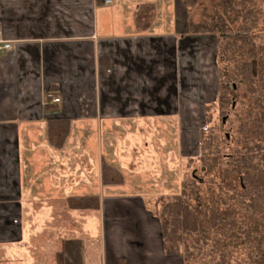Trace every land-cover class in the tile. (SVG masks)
<instances>
[{
	"label": "crops",
	"instance_id": "1",
	"mask_svg": "<svg viewBox=\"0 0 264 264\" xmlns=\"http://www.w3.org/2000/svg\"><path fill=\"white\" fill-rule=\"evenodd\" d=\"M145 8L150 19L138 22ZM186 11L182 0H0V46L10 44L0 49V264H56L57 252L63 264H85L80 236L95 228L100 264L175 257L140 184L128 193L127 177L103 184L101 164L122 170L117 151L135 156L136 138L148 149L153 128L192 107L190 94L207 97L196 84L213 81L217 41L189 33ZM52 116L70 119L61 147L48 141ZM91 194L98 209L68 206Z\"/></svg>",
	"mask_w": 264,
	"mask_h": 264
},
{
	"label": "trees",
	"instance_id": "2",
	"mask_svg": "<svg viewBox=\"0 0 264 264\" xmlns=\"http://www.w3.org/2000/svg\"><path fill=\"white\" fill-rule=\"evenodd\" d=\"M182 2L187 10V31L213 34L219 45V92L217 99L205 106L206 123H211L212 108L224 114L240 101L243 110L229 155L220 153L212 132L203 138L201 131V158L210 164L203 168L205 177L190 179L188 192L183 188L161 203L156 216L162 248L167 256L180 255L184 264L193 260L202 264H264V36L258 32L264 21V0H219L220 10L213 8V13L206 15L209 20L198 22L192 9L201 1ZM149 11L140 10L138 22L150 19ZM69 131V118L47 119V137L54 147L64 144ZM223 157L225 167H221ZM101 173L105 185L124 180L120 168L105 159ZM67 200L72 209L99 208L95 194ZM56 260L63 264L62 252L56 253ZM118 262L123 264V259Z\"/></svg>",
	"mask_w": 264,
	"mask_h": 264
},
{
	"label": "rangeland",
	"instance_id": "3",
	"mask_svg": "<svg viewBox=\"0 0 264 264\" xmlns=\"http://www.w3.org/2000/svg\"><path fill=\"white\" fill-rule=\"evenodd\" d=\"M200 1L201 3L192 9V17L197 22L209 20L206 15L212 14L213 8L219 9L217 5L219 0ZM258 32L264 36V21L260 25ZM211 37L216 38L215 35ZM256 42L258 43L259 40L256 39ZM206 47L204 45L203 48L206 49ZM215 52L213 64L209 62L207 68L208 71L214 73L212 85L211 83L204 84L200 79L197 80L196 84V89L198 90L208 89L207 97L202 100L197 98L195 93L190 94V98H192L190 105L192 107L184 110V117L181 121L162 124L157 130H155L156 127L153 128L152 135L147 138L148 143L150 142L148 149L146 146H141V139L136 138L137 147L135 148V156H132L131 151L125 147L116 152L122 166H124L122 168L123 171L121 170L123 178L125 180V177H127L125 181H129L128 187H121L122 191L125 193L137 192L138 189L130 184H134V182L139 183V191L145 194L146 201L148 202L145 206L155 215L158 214L163 200L180 192L183 188H185L186 192L192 188L189 184L192 177H205L203 168L210 164V162L201 158L202 152L200 146L202 138L200 135L202 130L204 131L203 138L209 132L213 133L212 136L218 142L220 153L223 155H229L235 146L233 135L235 134L237 119L243 110V105L240 101H236L235 106L229 108L224 114L219 111V108H212L211 123H206L205 120V106L214 102L219 92L218 71L222 67V63L219 61V45L217 42ZM222 117L225 119L224 121ZM108 143L111 146V141L107 140L102 148L104 156H107V152L109 151L107 149ZM262 143H264V134ZM94 157V154L93 156L91 154V160L89 161L91 165L95 161ZM225 165L226 157H223L221 159V167H225ZM103 190H107L106 187H103ZM96 232L95 228L94 235L92 234V237L87 238L80 232L85 264H100L101 260L105 259L104 240L102 239L103 241L100 243L101 238L98 235L95 237ZM167 264H184V262L182 257L177 255L174 258H168ZM187 264H202V262L193 260Z\"/></svg>",
	"mask_w": 264,
	"mask_h": 264
},
{
	"label": "built area",
	"instance_id": "4",
	"mask_svg": "<svg viewBox=\"0 0 264 264\" xmlns=\"http://www.w3.org/2000/svg\"><path fill=\"white\" fill-rule=\"evenodd\" d=\"M96 1L102 2L103 4H109V3L112 2V0H96ZM9 46H10V44L8 42H5L2 46H0V49L2 47L6 48V47H9ZM54 101H58V98H55Z\"/></svg>",
	"mask_w": 264,
	"mask_h": 264
},
{
	"label": "water",
	"instance_id": "5",
	"mask_svg": "<svg viewBox=\"0 0 264 264\" xmlns=\"http://www.w3.org/2000/svg\"><path fill=\"white\" fill-rule=\"evenodd\" d=\"M225 119L223 118V121H224Z\"/></svg>",
	"mask_w": 264,
	"mask_h": 264
}]
</instances>
